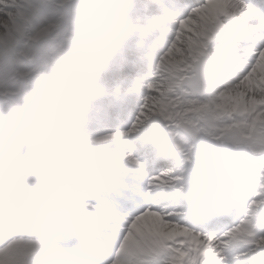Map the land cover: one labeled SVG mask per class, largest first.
Returning <instances> with one entry per match:
<instances>
[{
  "label": "snow or ice",
  "instance_id": "snow-or-ice-1",
  "mask_svg": "<svg viewBox=\"0 0 264 264\" xmlns=\"http://www.w3.org/2000/svg\"><path fill=\"white\" fill-rule=\"evenodd\" d=\"M0 264H264V0H0Z\"/></svg>",
  "mask_w": 264,
  "mask_h": 264
}]
</instances>
